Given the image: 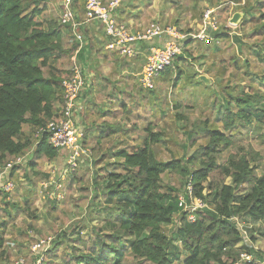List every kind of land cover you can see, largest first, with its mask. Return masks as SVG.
I'll list each match as a JSON object with an SVG mask.
<instances>
[{
  "label": "trees",
  "instance_id": "obj_1",
  "mask_svg": "<svg viewBox=\"0 0 264 264\" xmlns=\"http://www.w3.org/2000/svg\"><path fill=\"white\" fill-rule=\"evenodd\" d=\"M39 1L0 0V165L5 164L10 157L27 154L32 146L35 147L34 160L29 162L32 168L37 166L40 158L56 159L60 155L48 143L47 132L41 133L39 137L36 132L60 116L63 80L70 70L63 75L62 68L58 67L61 59L72 60L80 48V42L76 40L70 25L59 23L54 18L39 20L46 10L45 5L40 8ZM86 1L74 0L75 13L82 17L86 16ZM129 16L124 12L119 20L126 21ZM89 30L86 29L84 35L86 39L89 34L91 39L78 54L82 60L86 59V51L93 52L95 43L99 42L95 33H91L93 27ZM213 35L215 42L230 37L231 33L220 29ZM65 37H68L70 44L65 43ZM233 39L232 51L231 48L222 51L223 55L231 51L227 68L216 63L211 66L216 71L214 75L222 77L220 91L225 97L226 111L219 121L221 126L211 124L209 119L204 120L202 131L207 142L186 159L176 156L165 161L159 158L156 146L167 141V134L155 130L151 122L144 128L146 134L140 145L132 150H119L116 153L119 160L114 163L116 170H108L102 181L105 184L103 195L106 215L116 218L95 228V235L88 239L82 234L83 229H78L76 240L85 250L73 255L76 264H131L128 256L138 260V264H175L178 259L181 260L180 264H264V255L253 245L256 238L252 237L245 243L237 220L250 217L264 223V173H259L260 164L256 163L261 154L240 146V152L233 151L226 161H219L226 150L235 146V136L242 121L251 123L255 120L264 125V108L260 100L264 96L258 91L251 94L245 90L237 94L239 92H234L232 86H223V80L226 82L230 76L250 73L248 52L251 44L243 42L238 35L233 36ZM191 41H185L182 53L157 77L154 89L142 85L144 89L141 87L140 90L144 96L150 92L154 94L161 81H171L172 69L175 67L177 76L172 87L176 85L179 95L184 97L181 91L191 76L183 75L177 60L187 59L185 53H190ZM197 42L204 44L199 40ZM98 50L102 51L105 62L119 58L121 63H115V66L120 64V67L117 66L118 72L124 71V75L131 73V60L125 61L118 55V58H109L110 52L104 48ZM257 54L264 62L263 52L258 51ZM144 56L140 54L137 58L142 60ZM136 65L141 71V65ZM258 76L264 82V74ZM192 81H200L209 87L200 79ZM146 89L150 92L145 93ZM188 98L192 102L196 101ZM200 99L203 104L210 97L205 95ZM233 100L236 109L232 107ZM217 103L216 99L212 101L214 107ZM88 108L85 107V112ZM82 128L85 130V145L90 140L89 135L100 142L99 131L90 132L87 127ZM113 133L109 131L107 134ZM190 136L191 143H195L198 137L196 132L191 131ZM189 146L184 144L187 150ZM198 162L200 165L196 167ZM18 169L14 168L13 177ZM214 171L230 177L232 182L223 183L220 187L210 184L209 177ZM169 173H178L184 178L183 184L193 187L194 197L207 203L204 209L194 211V220L190 219L191 212L184 210L179 203V188L164 183V176ZM243 186L247 190L241 192ZM64 199L49 201L56 207ZM6 204L10 206V201H6ZM29 205L30 202H27L26 211ZM176 217H179L180 225L173 235H168L164 227L174 224ZM2 241L0 237V246L3 245ZM176 241L181 243L180 246ZM55 243L56 249L62 241L57 239ZM244 254L251 255V259H244Z\"/></svg>",
  "mask_w": 264,
  "mask_h": 264
},
{
  "label": "rangeland",
  "instance_id": "obj_2",
  "mask_svg": "<svg viewBox=\"0 0 264 264\" xmlns=\"http://www.w3.org/2000/svg\"><path fill=\"white\" fill-rule=\"evenodd\" d=\"M109 1L105 0V2ZM62 3V0H40V8L45 5L46 10L38 19L54 18L60 23ZM218 7L216 16L220 29L230 32L233 36L238 35L243 42L251 44V53L248 52L250 73L230 76L226 82L223 80V86L225 84L232 86L235 88L234 92H239L237 94L245 90L251 94L258 91V94L264 96V82L260 81L258 76L264 74V62L257 54L258 51L264 54V0H123L116 12L119 17L127 12L130 16L125 22L137 29L159 22L163 25L175 26L183 33L189 34L201 31L204 12L207 9ZM237 12L243 14L242 18L237 24H230ZM76 18L83 23L81 28L84 34L87 27H93L100 37L99 42L95 43L93 52L86 51L85 60L79 57L91 80L87 96L84 98L87 100L86 104H83L84 108L80 110L79 122L90 132L99 131L101 139L97 142L89 135L90 140H87L86 146L91 152L80 160L77 171L73 174H64L66 178L69 176L65 184V201L56 207H53L43 195L45 190L41 188L40 181L47 177L53 165L62 169L63 159L40 158L37 166L32 168L29 162L33 159L35 147L32 146L24 155L26 162L19 167L13 177L16 182L14 190L8 194L0 191V237L3 240V245L0 246V264H76L73 255L79 250H85V247L76 240L78 229H83L82 234L88 239L95 235L93 232L95 228L116 218H109L106 215L103 195L105 184L102 182L108 170H116L117 166L114 163L119 160L116 153L121 149L132 150L140 145L146 134L144 128L151 122L155 130L167 134V141L156 146L160 159L167 161L176 156L189 158L199 146L207 142V139L203 138L202 131V127L205 126L204 120L209 119L211 124L220 127L219 121L226 111L225 97L220 91L222 77L219 74L214 75L216 71L211 66L216 63L217 66L227 68L229 54L234 46L233 36L204 44L196 40L191 41L190 53H185L187 59L177 60V66L182 69L183 75L191 76V80L187 79L181 91L184 97L179 95V88L176 85L172 87L177 76L175 67L172 69L174 71L171 81L167 79L161 81L156 86L154 94L146 89L145 93H150L144 96L140 90L142 70H138L136 65L139 66L142 60L124 58L125 61L133 62L131 73L124 75L123 71L118 72L117 66L120 67V64L115 66L119 61L117 54H109V58H118L116 61L105 62L101 56L102 51L98 50L103 49L106 43L100 23L97 20L86 23V16L82 17L77 13ZM89 36L87 34L88 39L86 38L85 41H90ZM65 43L70 44L68 37H65ZM230 48V53L222 54L223 50ZM246 50L249 51L248 48ZM212 61L214 62L210 65ZM60 62L58 68H62L63 75L68 74L72 60L61 59ZM240 64L244 68L241 59ZM203 74L211 80L209 87L200 81H192L200 79ZM205 95H209L210 99L201 104L199 100ZM188 97L196 101L192 102ZM214 99L218 102L215 107L212 104ZM260 100L264 108V98ZM231 104L234 109L237 108L234 100ZM85 107H89L86 112ZM109 131L114 133L107 134ZM191 131H195L198 136L195 143H191ZM103 133L106 135H102ZM262 134H264L263 124L255 120L251 123L242 121L235 136V146L226 150L219 161H226L233 151L240 152V146H243L251 152L261 154V158L256 163L260 164L259 173L263 174ZM184 144L190 145L188 150L184 148ZM199 165L200 162L196 167ZM164 181L165 184L169 183L179 188L180 194L186 193L189 185L183 184L184 178L182 179L178 173L165 175ZM209 182L215 187H220L223 183H231L232 179L225 177L220 171H214L210 174ZM246 190L245 186L240 189L241 192ZM195 200L193 204L184 207V210L195 211V208L199 207V203ZM6 201H10V206ZM27 202H30V205L29 210L26 211ZM14 203L17 205L13 206ZM237 220L244 242H249L255 237L257 240L255 244L264 255V223L250 217H240ZM179 225V217H176L175 223L166 225L164 229L168 235H173ZM64 235H66L65 239H63ZM57 239L62 243L55 249ZM42 240H46V243L42 244L41 248L35 249L34 244ZM176 243L179 246L181 244L178 241ZM127 259L131 264L139 263L131 256ZM180 263L181 260L178 259L175 264Z\"/></svg>",
  "mask_w": 264,
  "mask_h": 264
},
{
  "label": "built area",
  "instance_id": "obj_3",
  "mask_svg": "<svg viewBox=\"0 0 264 264\" xmlns=\"http://www.w3.org/2000/svg\"><path fill=\"white\" fill-rule=\"evenodd\" d=\"M123 0H87L86 1V23L97 20L104 30L106 43L104 48L108 52L117 53L123 58H137L143 51L145 62L141 72V84L147 89H154L156 79L160 74L173 64L174 59L182 53L185 41L199 40L204 43H211L215 32L220 31L216 10L209 8L204 12L202 29L198 33H183L179 28L171 25H163L154 22L147 27L137 29L125 21H120L116 9ZM63 8L60 15V22L70 25L76 40L80 42V48L72 57L70 73L63 80V105L60 116L50 120L46 125L41 126L36 136L41 133H48V143L60 152L59 158L63 159L62 169L53 165L46 178L40 181L41 188L45 190L46 199H57L62 201L65 198L64 174H73L77 171L80 160L90 151L85 145V130L80 125V110L85 104L86 94L91 85L89 72L80 63L79 52L82 47L88 44L81 28L82 22L76 18L73 2L74 0H62ZM231 24V23H230ZM159 40L158 45L152 42ZM158 42V41H157ZM163 42V43H162ZM146 47V49H144ZM26 162L24 155L10 158L5 164L0 165V191L10 193L14 190L16 182L13 178L14 168ZM19 170V169H18ZM193 187L188 186L186 193L180 194L179 203L186 207L188 204L199 203L196 210L204 209L207 203L194 197ZM190 197V201H188ZM194 198V199H193ZM190 202V203H189ZM192 207H190L191 209ZM190 219H195L194 210ZM51 239V238H50ZM49 239V240H50ZM46 240L34 244L35 249L42 247ZM244 259H251V255L244 254Z\"/></svg>",
  "mask_w": 264,
  "mask_h": 264
},
{
  "label": "water",
  "instance_id": "obj_4",
  "mask_svg": "<svg viewBox=\"0 0 264 264\" xmlns=\"http://www.w3.org/2000/svg\"><path fill=\"white\" fill-rule=\"evenodd\" d=\"M242 16H243V14L242 13H239V12H237V13H235L234 14V16H233V18L231 19V24H237L239 21H240V19L242 18ZM200 80H202V81H204L207 85H210V78L209 77H207L206 75H201L200 76Z\"/></svg>",
  "mask_w": 264,
  "mask_h": 264
},
{
  "label": "crops",
  "instance_id": "obj_5",
  "mask_svg": "<svg viewBox=\"0 0 264 264\" xmlns=\"http://www.w3.org/2000/svg\"><path fill=\"white\" fill-rule=\"evenodd\" d=\"M89 29V28H88ZM92 32H94L95 34H94V36L96 37V38H98V40H99V35L94 31V30H92ZM91 32V33H92ZM92 36V35H91ZM156 41H158L157 43H153V44H156V45H158V44H160L159 43V40H156ZM144 49H146V47H144ZM106 50V49H105ZM110 53H113V52H110ZM142 55L144 54L145 55V53H144V51L141 53ZM118 55V54H117ZM119 57H120V55H118ZM121 58H123V57H121ZM143 62H145V56L143 57V59H142V62H141V68H142V66H143ZM124 72V71H123ZM86 96H87V94H86ZM253 245L258 249V247L256 246V244L255 243H253Z\"/></svg>",
  "mask_w": 264,
  "mask_h": 264
}]
</instances>
